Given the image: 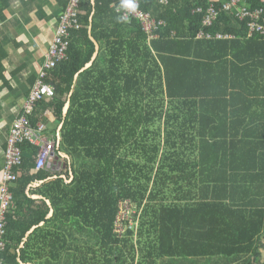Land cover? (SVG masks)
<instances>
[{"label":"trees","instance_id":"16d2710c","mask_svg":"<svg viewBox=\"0 0 264 264\" xmlns=\"http://www.w3.org/2000/svg\"><path fill=\"white\" fill-rule=\"evenodd\" d=\"M139 1L164 21L151 40L133 20L111 41L97 21L121 1L83 0L68 59L45 78L74 177L45 183V199L27 208L31 177L12 183L0 264H264V36L227 11L204 27L208 7L229 0ZM7 6L0 0V20ZM93 10L106 42L81 71L96 51ZM201 30L234 37L197 39ZM4 58L0 46L1 79ZM21 149L15 171L37 169L38 147Z\"/></svg>","mask_w":264,"mask_h":264},{"label":"crops","instance_id":"0c3cea01","mask_svg":"<svg viewBox=\"0 0 264 264\" xmlns=\"http://www.w3.org/2000/svg\"><path fill=\"white\" fill-rule=\"evenodd\" d=\"M166 1L167 0H160L161 3H166ZM67 2L68 0H8V6L4 11V20H0V46L5 52V58L3 59L4 78H0V185L5 166V152L10 127L19 117L33 87H35L39 81L46 61V54ZM91 3L95 5V0H91ZM115 6V4H111V7ZM115 11V13L109 12L106 15L100 16L101 18L97 21L99 24L97 32L107 31L105 34L112 35L111 41L122 40L130 35V30H133L130 24H122V22L118 20L119 15L117 14V10ZM94 15L95 10H93L90 18L92 24L89 28V34L95 43L96 51L91 61L87 63L81 71L93 65L101 47H103L106 42L102 36H100V40H98L93 34ZM99 67L100 70L104 71L105 65L99 64ZM78 76L79 74L76 75V78ZM71 94L63 107L62 116L64 118L67 116L71 105ZM51 101L52 97H47L36 104L31 123L35 125L42 121L46 124L47 129L45 136L49 140L54 141V149L57 150V153L54 151V155L51 156L45 167L47 168L46 170H44L45 168L37 170L35 167H31L30 169L22 167V169H19L18 182L23 178L30 179L31 177L32 179L25 188L27 198L22 196L25 200L24 205L26 208L29 204L34 203L30 201L31 199H45L41 192L45 183L57 177L65 181H67V177H69L70 179L68 182H70L74 177L72 167L73 158L60 143V132L63 122L56 121L54 106ZM24 149L26 150V158L35 159L36 151L32 152L28 147ZM39 171L47 173L48 175L40 178L38 177ZM15 183L13 185H15ZM14 200L13 210L11 209V211H14L17 207V198ZM45 201L49 205L51 215L53 216L54 209L50 199L46 198ZM49 214L47 216L48 218L51 217ZM43 224L44 222L41 223V225ZM35 227L36 226H33L27 232L25 241ZM22 263L21 261L20 264Z\"/></svg>","mask_w":264,"mask_h":264},{"label":"built area","instance_id":"2783aa9c","mask_svg":"<svg viewBox=\"0 0 264 264\" xmlns=\"http://www.w3.org/2000/svg\"><path fill=\"white\" fill-rule=\"evenodd\" d=\"M82 2L83 0H70L65 11L62 13L46 54V61L39 81L33 87L22 112L9 130L5 152V166L0 185V251L6 246L4 237L6 234L7 214L14 205V195L11 185L18 179V172L15 171V168L20 166L23 160L21 144L30 142L38 147L37 169L45 168L54 152V141L49 140L45 136L46 124L41 121L32 125L31 116L39 101L55 96V88L51 84L46 83L45 78L60 62L68 59L72 33L73 31L80 30L82 27L80 21ZM136 3L138 4L137 10L134 13H129L128 22L138 20L142 29L148 34L149 39H152L156 36L155 33L159 27L164 25V21H158L151 13L144 11L141 8L139 0H136ZM198 10L201 11L202 9ZM223 11L233 12L240 21H247L250 36L256 34L264 36V8L251 10L246 5V0H229L219 8L213 4L210 5L204 16V27H211ZM122 14L123 10L119 12V15ZM213 37L220 39L233 38L234 35L224 33L213 35L205 30H201L196 34L197 39H213Z\"/></svg>","mask_w":264,"mask_h":264},{"label":"clouds","instance_id":"9594fccd","mask_svg":"<svg viewBox=\"0 0 264 264\" xmlns=\"http://www.w3.org/2000/svg\"><path fill=\"white\" fill-rule=\"evenodd\" d=\"M137 7L136 0H121L117 12L119 13L123 10V14L118 16V20L122 23L128 22L129 13H134Z\"/></svg>","mask_w":264,"mask_h":264},{"label":"rangeland","instance_id":"374dc122","mask_svg":"<svg viewBox=\"0 0 264 264\" xmlns=\"http://www.w3.org/2000/svg\"><path fill=\"white\" fill-rule=\"evenodd\" d=\"M126 206V205H125ZM128 208H130V205H128ZM122 213H125V214H127V210L126 211H124V210H122ZM129 213H130V211H129ZM264 251V250H263ZM264 257V256H263Z\"/></svg>","mask_w":264,"mask_h":264},{"label":"water","instance_id":"95a60500","mask_svg":"<svg viewBox=\"0 0 264 264\" xmlns=\"http://www.w3.org/2000/svg\"><path fill=\"white\" fill-rule=\"evenodd\" d=\"M54 146H55V143H54ZM53 155H54V152H53ZM49 215H50V216H52V215H51V212H50V214H49ZM22 264H24V263H22ZM28 264H31V263H28Z\"/></svg>","mask_w":264,"mask_h":264},{"label":"bare ground","instance_id":"6f19581e","mask_svg":"<svg viewBox=\"0 0 264 264\" xmlns=\"http://www.w3.org/2000/svg\"><path fill=\"white\" fill-rule=\"evenodd\" d=\"M122 229V228H121Z\"/></svg>","mask_w":264,"mask_h":264}]
</instances>
